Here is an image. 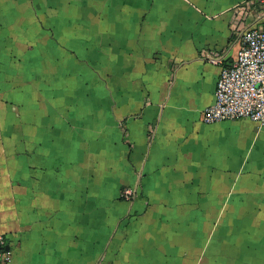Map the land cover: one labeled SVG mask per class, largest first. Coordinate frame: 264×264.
Segmentation results:
<instances>
[{"label": "crops", "instance_id": "crops-1", "mask_svg": "<svg viewBox=\"0 0 264 264\" xmlns=\"http://www.w3.org/2000/svg\"><path fill=\"white\" fill-rule=\"evenodd\" d=\"M247 1L0 0L8 264H264V126L203 120Z\"/></svg>", "mask_w": 264, "mask_h": 264}, {"label": "built area", "instance_id": "built-area-1", "mask_svg": "<svg viewBox=\"0 0 264 264\" xmlns=\"http://www.w3.org/2000/svg\"><path fill=\"white\" fill-rule=\"evenodd\" d=\"M235 14L237 20L242 14H259L257 25L244 29L237 59L221 68L215 102L204 109L203 120L214 123L248 118L264 126V0H248L235 7ZM211 60L218 62V58ZM121 196L133 201L136 190L126 187ZM6 245L5 235L0 234V264L11 261Z\"/></svg>", "mask_w": 264, "mask_h": 264}, {"label": "water", "instance_id": "water-1", "mask_svg": "<svg viewBox=\"0 0 264 264\" xmlns=\"http://www.w3.org/2000/svg\"><path fill=\"white\" fill-rule=\"evenodd\" d=\"M6 248H8V247H6Z\"/></svg>", "mask_w": 264, "mask_h": 264}, {"label": "trees", "instance_id": "trees-1", "mask_svg": "<svg viewBox=\"0 0 264 264\" xmlns=\"http://www.w3.org/2000/svg\"><path fill=\"white\" fill-rule=\"evenodd\" d=\"M125 200V199H124Z\"/></svg>", "mask_w": 264, "mask_h": 264}]
</instances>
